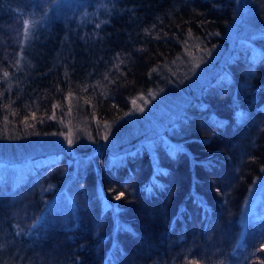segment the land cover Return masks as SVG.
<instances>
[{"label": "trees", "instance_id": "trees-1", "mask_svg": "<svg viewBox=\"0 0 264 264\" xmlns=\"http://www.w3.org/2000/svg\"><path fill=\"white\" fill-rule=\"evenodd\" d=\"M105 1L22 49L30 3L0 0V125L47 136L70 96L88 117L116 122L189 36L211 44L233 15L229 0ZM254 43L259 51L237 49L164 131L180 145L156 141V166L146 150L110 161L101 148L76 163L63 152L37 156L18 183L2 178L0 264H264V219L244 234L239 223L264 172V35ZM23 50L30 75L2 93Z\"/></svg>", "mask_w": 264, "mask_h": 264}, {"label": "rangeland", "instance_id": "rangeland-1", "mask_svg": "<svg viewBox=\"0 0 264 264\" xmlns=\"http://www.w3.org/2000/svg\"><path fill=\"white\" fill-rule=\"evenodd\" d=\"M26 1L30 4L23 18L22 49H26L37 32L56 20L71 17L77 12L84 15L92 5L106 10L105 0ZM229 1L233 7L232 19L222 34L212 35L218 40L208 44L189 36L181 44L180 53L155 70L157 86L130 98L127 112L118 121L100 123L88 117L76 96H70L61 117L54 118L61 125L59 130L47 136L31 138L20 135L21 132L17 133L3 120L0 125V180L6 177L13 184L18 183L29 167L36 163L37 156L63 152L76 163L80 155L88 153L92 156L101 148L108 152L110 161H121L146 150L156 166V141L161 139L168 148L180 145L168 141L164 131L178 120L190 101L201 94L202 87L215 77L237 49L242 50L249 45L253 52L259 51L254 40L264 35V1ZM31 69L30 54L23 50L12 72H5L1 77L2 93H9L19 82L27 79ZM80 149L86 152L80 153ZM59 196V193L54 195L49 205L56 203ZM263 219L264 172L244 199L239 215L242 234L248 222Z\"/></svg>", "mask_w": 264, "mask_h": 264}]
</instances>
